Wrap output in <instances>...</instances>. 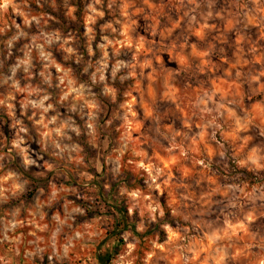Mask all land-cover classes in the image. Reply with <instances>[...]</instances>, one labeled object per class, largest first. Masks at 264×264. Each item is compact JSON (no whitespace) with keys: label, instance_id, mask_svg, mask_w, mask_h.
<instances>
[{"label":"clouds","instance_id":"clouds-1","mask_svg":"<svg viewBox=\"0 0 264 264\" xmlns=\"http://www.w3.org/2000/svg\"><path fill=\"white\" fill-rule=\"evenodd\" d=\"M0 264H264V0H0Z\"/></svg>","mask_w":264,"mask_h":264}]
</instances>
